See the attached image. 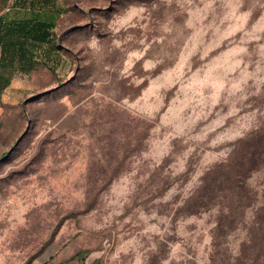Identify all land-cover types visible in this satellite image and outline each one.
<instances>
[{"label":"rangeland","instance_id":"1","mask_svg":"<svg viewBox=\"0 0 264 264\" xmlns=\"http://www.w3.org/2000/svg\"><path fill=\"white\" fill-rule=\"evenodd\" d=\"M57 5L1 104L0 264H264V141L206 177L264 127V0Z\"/></svg>","mask_w":264,"mask_h":264},{"label":"trees","instance_id":"2","mask_svg":"<svg viewBox=\"0 0 264 264\" xmlns=\"http://www.w3.org/2000/svg\"><path fill=\"white\" fill-rule=\"evenodd\" d=\"M19 1V0H18ZM22 3H25L26 0H20ZM58 0H28V3L30 5V10L28 11L29 16L26 18H23L21 22L18 24V27L16 28L17 33L21 35V41L17 43L12 42L10 43L6 49L2 52L0 65L5 64V61H8L7 63L12 67L15 68L16 66L13 63V59L15 57L19 58V67L12 69L13 71L17 72H24L29 73L32 71L38 64H39V54L33 50V48L27 44L21 43L24 40H31L33 42L37 43H49L55 46L54 42V31L53 29L56 27V17L65 12L66 8H59L57 5ZM34 7V8H33ZM45 7H53L52 10H45ZM56 14V15H54ZM5 24V23H3ZM11 24L8 25V28H11ZM15 29V28H14ZM23 38V39H22ZM17 45V46H16ZM59 49V46L57 47ZM42 60V59H41ZM43 65H45L44 61H41ZM47 66V65H45ZM13 75V73H12ZM12 78V77H11ZM5 86H7V82L5 79V83L0 85V89H3ZM247 142H244L243 147L240 149V152L238 153V158L233 159V162L228 165H223L222 168L217 169H209L206 177L208 179L211 177V181L214 182L222 180L226 181L228 179V182L232 181L230 178V170H232L234 167V171L238 173V169H241V175L244 172V165L250 163L249 159H247L248 155H252L254 151L257 149H261L264 141V127H260L254 131H252L248 136H246ZM231 167L229 170H226L227 168ZM213 176V177H212ZM226 178V179H225ZM206 178H204L202 181H204V185L200 186V192H201V203L206 204V202H209L210 195H212V191L214 188L210 185L211 183L205 182ZM209 181V182H211Z\"/></svg>","mask_w":264,"mask_h":264},{"label":"crops","instance_id":"3","mask_svg":"<svg viewBox=\"0 0 264 264\" xmlns=\"http://www.w3.org/2000/svg\"><path fill=\"white\" fill-rule=\"evenodd\" d=\"M34 8V7H33ZM6 4L5 6H0V60L2 56V52L6 47L12 43L15 42L18 44L19 41H21V35L17 33L16 28L18 27V24L21 22L23 18H26L29 16L28 11L30 10V5L28 3V0H26L25 3H22V1L19 0V2L14 6L11 13L7 11ZM53 7H45V10H52ZM5 23V24H3ZM11 24V28H8V25ZM15 28V29H14ZM55 28L53 29V31ZM23 39V38H22ZM21 43L27 44L33 48L34 51H36L39 54V59H42V57L45 55L43 52L44 49H46V52L49 53V51L58 52V46L55 43L53 46L49 43H37L33 42L31 40H24ZM17 46V45H16ZM8 61H5V64L0 65V85L5 83V79L7 82V86H5L3 89H0V114H1V104H5V98L9 95V89L11 86V81L13 78H15L17 75L23 74L24 72H15L12 69L19 67V58L15 57L13 59V63L16 66L15 68H12L8 63ZM12 68V69H11ZM13 73V75H12ZM12 77V78H11Z\"/></svg>","mask_w":264,"mask_h":264}]
</instances>
